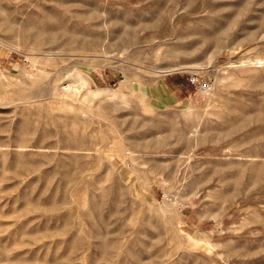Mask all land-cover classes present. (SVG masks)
<instances>
[{
  "label": "rangeland",
  "instance_id": "obj_1",
  "mask_svg": "<svg viewBox=\"0 0 264 264\" xmlns=\"http://www.w3.org/2000/svg\"><path fill=\"white\" fill-rule=\"evenodd\" d=\"M0 264H264V0H0Z\"/></svg>",
  "mask_w": 264,
  "mask_h": 264
},
{
  "label": "built area",
  "instance_id": "obj_2",
  "mask_svg": "<svg viewBox=\"0 0 264 264\" xmlns=\"http://www.w3.org/2000/svg\"><path fill=\"white\" fill-rule=\"evenodd\" d=\"M188 80L189 83L194 86L200 94L204 96L211 95L214 90V86L210 81L203 79L198 75L192 74L189 76Z\"/></svg>",
  "mask_w": 264,
  "mask_h": 264
}]
</instances>
